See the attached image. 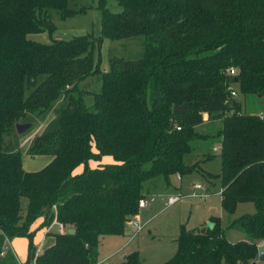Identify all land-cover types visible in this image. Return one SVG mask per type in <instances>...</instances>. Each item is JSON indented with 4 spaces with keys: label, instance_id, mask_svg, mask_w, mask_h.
<instances>
[{
    "label": "trees",
    "instance_id": "16d2710c",
    "mask_svg": "<svg viewBox=\"0 0 264 264\" xmlns=\"http://www.w3.org/2000/svg\"><path fill=\"white\" fill-rule=\"evenodd\" d=\"M106 1L98 0L99 37L43 43L28 35L52 34L54 14L67 19L86 7L0 0V264H19L11 249L1 255L7 238H27L32 261L36 233L54 220L75 233L55 232L37 264L95 263L101 237L124 234L149 182L200 170L202 160H190L204 137L195 128L205 115L222 120L224 209L233 214L239 203L251 202L256 211L232 220L247 236L237 242L226 238L219 217L201 228L182 226L175 254L162 264H254L264 243V0H117L119 12ZM139 35L142 57H112L108 71L96 64L105 39ZM96 75L101 90L88 106L90 92L80 84ZM234 77L239 96H256L261 113H246L245 101L229 97ZM59 100L56 127L28 148L52 159L28 171L19 151L4 149L5 136L26 114L46 115ZM183 104L187 112H173ZM107 155L113 163L90 166ZM110 264H141V258L134 251Z\"/></svg>",
    "mask_w": 264,
    "mask_h": 264
},
{
    "label": "rangeland",
    "instance_id": "374dc122",
    "mask_svg": "<svg viewBox=\"0 0 264 264\" xmlns=\"http://www.w3.org/2000/svg\"><path fill=\"white\" fill-rule=\"evenodd\" d=\"M70 7H86V12L67 19H61L59 15L54 14L53 21L57 28L52 34L46 30L29 34V38L43 43H51L54 40L71 39L82 34H91L94 37L101 35L102 11L99 8L98 0H70ZM106 7L113 12H119L122 9L117 0H107ZM144 48L145 37L142 35L122 40L105 39L101 48L96 49V64L101 70L108 71L112 57L138 59L142 57ZM233 86L236 89L237 83H233ZM80 88L90 92L84 95V100L88 106L93 105L94 97L92 94L101 90L99 76L87 78L80 84ZM237 100L245 101V109L243 110L246 113L262 112V103L254 95L242 97L240 94ZM61 104L62 101L59 104L54 103L46 115L26 114L21 122H30L32 127L24 133H19L15 128L14 131L5 136L4 149L19 151L22 154L24 169L28 171L40 170L51 161L52 156L50 155H30L28 148L32 138L56 127ZM205 118V122L195 128L204 137L196 139L195 157L190 160L191 162L198 159L202 160L200 170L185 174L181 179L177 175H172L169 183L164 177H158L154 183H148L146 198L144 199L147 206L140 208L137 213V217L145 227L118 254L111 257L110 262H121L125 254L137 251L141 258V264H162L175 254L177 238L182 226L187 229L201 228L209 224L212 217L220 218L225 236L229 241L237 242L247 238L244 231L232 227L231 223L235 218L255 212L256 206L251 202L239 203L233 214H229L224 209L222 195L218 193L222 189L220 177L223 164L220 155L222 138L219 134L222 120H210L208 115ZM215 147L219 150H214ZM101 162H105V160L101 159ZM89 164L96 166L98 161L91 160ZM196 183L202 184L204 191H209L210 195L206 198L191 196ZM180 194L184 196L178 202L169 204L170 196ZM37 228L38 226L35 224L34 229ZM132 231L133 227L127 221L123 235H107L105 239H102L99 246L102 258L108 252L118 251L117 249L127 243ZM41 240L42 231L35 236V245L37 246ZM36 250L37 253H41L44 249L39 250L37 248ZM224 264L226 263L224 262ZM254 264H264V262L257 258Z\"/></svg>",
    "mask_w": 264,
    "mask_h": 264
},
{
    "label": "built area",
    "instance_id": "2783aa9c",
    "mask_svg": "<svg viewBox=\"0 0 264 264\" xmlns=\"http://www.w3.org/2000/svg\"><path fill=\"white\" fill-rule=\"evenodd\" d=\"M227 73L231 76H235L237 74V70L236 68L234 67H230L227 69ZM239 96V92L237 89L235 88H232L231 91H230V95L229 97L230 98H237ZM206 116V115H205ZM206 119V118H205ZM178 129H180V127H178ZM214 150H219L217 147L214 148ZM219 194H222V190H220L218 192ZM208 195H210L209 191L208 192H205L204 191V187L202 184L200 183H196L194 184V192L193 194H191V196H197V197H200V198H206ZM184 195H172L170 196L169 198V204H174L176 202H178ZM147 206V202L143 199L140 203H139V209L140 208H145ZM138 214H135L133 215L129 222L131 223L132 227H133V231L132 233L130 234V237H129V240L127 241V243H125L118 251H115V253L111 254L110 256L108 257H105V258H100L98 259L95 263L93 264H110L111 262L109 261L111 257H113L115 254H117L123 247H125L128 242L133 239L134 237H136L143 229H144V224L141 222V220L137 217ZM52 224H56L58 226V232L60 234H66L69 230V228L64 225L63 223L61 222H58L57 220H54V222ZM10 245H11V242L10 240L7 238L6 239V243L1 251V255L4 256L8 249H10ZM16 256V259L18 261L19 264H37L36 262V258L38 256V253H36V256L34 257V259L30 262L27 261V259H20L17 255Z\"/></svg>",
    "mask_w": 264,
    "mask_h": 264
},
{
    "label": "crops",
    "instance_id": "0c3cea01",
    "mask_svg": "<svg viewBox=\"0 0 264 264\" xmlns=\"http://www.w3.org/2000/svg\"><path fill=\"white\" fill-rule=\"evenodd\" d=\"M89 78V77H88ZM86 80V79H85ZM84 80V81H85ZM83 81V82H84ZM61 102V100L57 101V104ZM50 117H52L50 115ZM33 139V138H32ZM32 141V140H31ZM102 159L105 160V162L102 163H113L114 162V158L112 156H104L102 157ZM101 161H98V163ZM83 170V165L79 166L76 170V172H81ZM177 177L179 179L182 178V176L177 175ZM42 219H40L36 224L37 226H39L40 222ZM68 227V226H67ZM69 228V227H68ZM42 231V240L41 242H39V244L37 245V248H39V250L41 249H45L47 246H50L54 243V238L53 235L55 232H58V226L56 224H51L49 226L43 227L42 229H39L38 232L36 233V235ZM52 232V233H51ZM115 236V235H113ZM106 236H102V239H105ZM11 245H10V249L13 251V253L15 255H17L20 259L24 260L27 259L28 256V239L25 237H18V238H14L12 240H10ZM101 242V241H100ZM121 248V247H120ZM119 248V249H120ZM117 249V250H119ZM261 250H264V243L261 246ZM116 251V250H115ZM115 251L112 252H108V254H106L103 258L110 256L111 254L115 253ZM119 253V252H118ZM117 253V254H118ZM126 255V254H125ZM124 255V257H125ZM115 256V255H114ZM25 257V258H24ZM100 258H102V255L100 254ZM264 262V261H262Z\"/></svg>",
    "mask_w": 264,
    "mask_h": 264
},
{
    "label": "water",
    "instance_id": "95a60500",
    "mask_svg": "<svg viewBox=\"0 0 264 264\" xmlns=\"http://www.w3.org/2000/svg\"><path fill=\"white\" fill-rule=\"evenodd\" d=\"M233 83H238V77H234ZM187 111H188V105L187 104H183L180 106H174V109H173V112L176 114H182V113H185ZM15 127L19 133H24L25 131H27L28 129H30L32 127V123H30V122H25V123L18 122V123H16ZM209 225H212V223L209 222ZM68 232L73 234V233H75V229L70 228ZM259 260L264 261V250H261L259 252Z\"/></svg>",
    "mask_w": 264,
    "mask_h": 264
}]
</instances>
